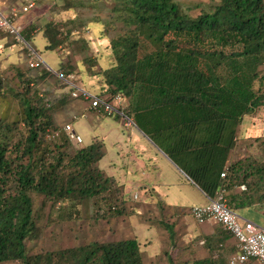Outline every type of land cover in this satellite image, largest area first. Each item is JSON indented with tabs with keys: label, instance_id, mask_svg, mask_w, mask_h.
Listing matches in <instances>:
<instances>
[{
	"label": "trees",
	"instance_id": "1",
	"mask_svg": "<svg viewBox=\"0 0 264 264\" xmlns=\"http://www.w3.org/2000/svg\"><path fill=\"white\" fill-rule=\"evenodd\" d=\"M101 1L106 0H92ZM108 1L114 4L113 22H120L124 30L102 54L111 55L104 58L105 68L92 73L102 86L97 96L108 102L117 95L127 98L124 115L157 146L163 143V152L211 199L224 189L236 212L264 209V161L231 160L244 118L264 108V0H218L197 15L178 0ZM72 7L76 5L64 10ZM43 25L23 27L21 36L30 43L42 33L46 49L55 51L63 44L60 26L52 21ZM70 33L71 29L65 35ZM81 41L87 49L88 43ZM85 59L90 68L96 66ZM32 70L40 71L38 77L54 75L69 88L66 95L81 83H67L72 71L64 73L61 68L56 73L46 66ZM31 82L24 81L28 97ZM142 89L151 96L149 103L136 106L135 96ZM48 100L40 99L39 105L19 99L16 117L0 119V264H144L137 238L29 254L27 241L41 236L35 194L50 204L54 210L50 217L58 222L79 220L86 203L93 206L92 217L97 219L126 214L123 188L116 183L120 190L114 189L115 180L98 167L105 156L102 140L70 152L72 141L62 130L48 142V129L59 131V110ZM88 111L107 116L90 107ZM20 124L26 134L17 139ZM242 185L246 190H241ZM221 241L208 258L181 264H225ZM168 257L169 264H180L173 255Z\"/></svg>",
	"mask_w": 264,
	"mask_h": 264
},
{
	"label": "rangeland",
	"instance_id": "2",
	"mask_svg": "<svg viewBox=\"0 0 264 264\" xmlns=\"http://www.w3.org/2000/svg\"><path fill=\"white\" fill-rule=\"evenodd\" d=\"M78 1H84L85 5L81 4V6H79L80 4H76L75 0H35L36 7L30 12L20 15L14 22V26L16 27L23 28L32 25L36 29L42 28L44 26L43 23L48 21L58 24L63 34L61 35L63 44L55 51L46 49L47 41L41 33L37 34L30 43H18L10 34H0V80L2 81L3 90V94L0 97V119L12 120L16 117L18 108L21 105L19 99H30L34 104L39 105L42 104L39 101L40 99H49V103L51 105L53 104L55 106L54 108L59 110L56 113L59 131L63 132L64 126L70 124L73 130L81 136L83 140L81 144L72 142L70 152L81 146L91 144L93 138L96 136L100 137V135H105L104 150L106 156L103 157L99 165L100 170L103 168L102 170H105L106 174L109 175L108 177L113 180V167H109L108 165L114 157V139L120 138L123 140L124 137H126L124 134H129L131 131L133 134L140 135H143V132L135 127L132 118H130V120L133 123L125 120L123 117H104L91 112L86 114L85 111H88L87 107H90L89 101L84 100L82 97L74 98L70 93L66 95L65 92H69V88L64 87V84L54 75L47 74L43 77H38L40 71H33V68L29 67L31 51L35 49L39 52L41 58L51 70L54 71L53 73H56L55 71L58 70V68L59 70L61 68L64 73L72 71V73H67L70 74L67 80L75 83L81 81L80 85H77V87L87 91L92 96L100 94L102 86L92 73L98 72L100 67L105 68L107 61H105L104 58L111 59V55L107 57V54L105 57H102V54L106 51V47L109 46L110 40L122 34L124 28L120 22H113L112 8L114 4L111 1L106 0L99 3L92 2V0ZM178 1L186 10L191 11L194 15L199 14L202 9L208 10L218 3V0ZM23 2L24 0H0V12H2L4 16L9 17L11 8L19 7ZM73 5H76V7H72V9L67 11L64 10V8ZM81 24L84 25L81 26ZM69 29H71V33L65 35ZM31 34L33 35L35 32L32 31ZM7 36L9 38H6ZM5 39L7 43L3 45ZM81 40L88 43L87 49L85 45H83L84 43L82 44ZM10 46H12V48ZM84 59L87 62L88 60L91 62L94 61L96 66L90 68L89 62L86 63L83 61ZM261 70L264 74V68H261ZM27 79L32 81V85H30V97H28L24 91V81ZM152 80H154V77H152ZM65 95L66 97H64ZM150 97L145 95L143 89L137 91L135 96L136 106L145 104L146 100ZM61 102L64 103L61 104ZM146 103L148 104L149 102ZM96 120L99 121V125L96 123ZM251 120L254 121L255 125L251 124ZM127 122L128 128H132L131 130L127 129L125 125ZM48 130L53 131L52 129ZM238 133L236 145L237 158L251 157L257 161H264V108L256 112L254 116L245 117ZM24 134H26V128L20 124L17 139L23 138ZM48 142L52 141L48 140ZM117 142H119L121 146L123 145L121 141ZM149 142L154 145L151 141ZM158 144L161 147L159 148V146H157L159 149L158 151L162 156L160 166L165 172L167 168H173L174 165L164 156V144L160 141ZM123 146L122 148H125ZM117 185L116 181H114V185L112 183L114 189H118L119 192L120 189ZM190 186L189 195L191 199H187L189 202L183 199L182 201L185 202L176 206L182 208L184 212L188 211V209L192 207V204L198 205L203 203L205 205V203H207L203 201L205 197L202 191L195 185L190 184ZM130 191L132 190H128V192ZM132 192L133 199L129 200L128 198V209L126 210V214L123 215V218L122 216L108 219H97L92 217L94 214L93 206L90 205V203H86L81 207L83 212L79 220L62 222L54 221L55 216L53 218L50 217L51 212L54 210L51 209L50 204L47 205L45 203V198L43 196L35 194L33 197L35 217L41 229V236L39 239L27 241L29 254L33 255L83 246L93 241L105 243L121 240V238L129 235L130 232V226H128L126 220L132 215L131 206H135L138 199L143 201V196L145 197V195L148 196L151 194V191H144L145 194L143 190H133ZM238 214L242 218L264 227V209L251 207L244 211L239 210ZM223 256H225L224 259L227 262L226 259H228L229 256H226V254ZM143 258L145 264H153L149 255L144 254ZM5 264L21 263L13 261Z\"/></svg>",
	"mask_w": 264,
	"mask_h": 264
},
{
	"label": "crops",
	"instance_id": "3",
	"mask_svg": "<svg viewBox=\"0 0 264 264\" xmlns=\"http://www.w3.org/2000/svg\"><path fill=\"white\" fill-rule=\"evenodd\" d=\"M4 41L3 43L6 44V39ZM10 47L12 48V46ZM85 113L88 114L89 111H85ZM96 123L99 125L98 120ZM127 129L131 130L132 128L127 126ZM124 136L126 137L123 140L114 139V157L108 166L113 167V179L119 187L123 188L126 210L128 209V198L129 200L133 199V190L151 191V196L145 195L143 201L140 199L136 201V207L131 206L132 215L126 220L130 226V232L121 240L137 238L143 247V255H149L153 264H169L168 254L173 255L174 261L180 264L206 259L211 254V248L216 247V243L220 240H222L220 242L221 254H226V256L234 254L236 241L227 234L221 225L200 224L196 222L189 211L184 212L182 208L176 207L185 202L182 201L183 199H186V202H189L187 199H191L190 184L198 187L190 177L165 153L164 156L174 167L167 168L164 172L160 166L162 156L159 149L146 134H133L131 131ZM95 139L102 140L105 144V135L96 136L93 141ZM148 140L154 145L150 144ZM117 141H121L125 148H122ZM232 159H237L236 150L231 156ZM99 163L98 167L100 168ZM102 171L106 174L105 170ZM130 189L132 191L128 192ZM198 189L201 190L199 187ZM202 193L205 197L203 201L208 203L211 198L203 191ZM198 205L192 204L191 206ZM248 264L261 263L252 260Z\"/></svg>",
	"mask_w": 264,
	"mask_h": 264
},
{
	"label": "built area",
	"instance_id": "4",
	"mask_svg": "<svg viewBox=\"0 0 264 264\" xmlns=\"http://www.w3.org/2000/svg\"><path fill=\"white\" fill-rule=\"evenodd\" d=\"M35 7V0H24L19 7L11 8L9 17L4 16L0 12V32L11 34L18 43H27L21 36L22 28L14 26V22L20 15L30 12ZM40 66H46L48 70L52 71L41 58L39 52L32 49L29 67L38 68ZM58 76L63 78L64 75L58 74ZM66 82L70 83L69 80H66ZM72 86L75 87L74 85ZM72 96L74 98L82 97L84 100L89 101L90 108L94 111L104 113L107 116L118 114L125 120L131 121L129 117L124 115V109L128 99L121 95L115 96L113 101L108 102L99 98L97 95L92 96L87 91L75 87ZM125 125L128 126V122ZM63 131L69 135L73 143H83L81 136L73 130L70 124L64 126ZM59 136L60 131H50L47 134V139L54 140ZM225 175L226 171L221 174L222 177H225ZM241 190H246V186L242 185ZM190 214L200 224L214 223L221 225L235 239L236 252L229 256L227 264H248L252 260L264 264V227L242 218L238 212L233 210L228 204L224 189L220 190L215 198L210 199L208 204L191 207Z\"/></svg>",
	"mask_w": 264,
	"mask_h": 264
}]
</instances>
